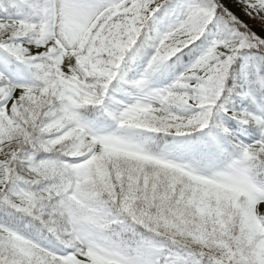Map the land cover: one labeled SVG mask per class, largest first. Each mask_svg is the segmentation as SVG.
<instances>
[{"label":"snow or ice","instance_id":"1","mask_svg":"<svg viewBox=\"0 0 264 264\" xmlns=\"http://www.w3.org/2000/svg\"><path fill=\"white\" fill-rule=\"evenodd\" d=\"M0 264H264V0H0Z\"/></svg>","mask_w":264,"mask_h":264}]
</instances>
